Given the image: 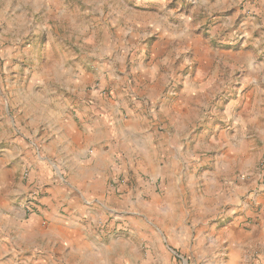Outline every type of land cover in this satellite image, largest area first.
<instances>
[{"label": "rangeland", "instance_id": "374dc122", "mask_svg": "<svg viewBox=\"0 0 264 264\" xmlns=\"http://www.w3.org/2000/svg\"><path fill=\"white\" fill-rule=\"evenodd\" d=\"M103 109L147 116L163 166L95 187L108 264H264V0H0L1 250L48 246L33 131Z\"/></svg>", "mask_w": 264, "mask_h": 264}, {"label": "crops", "instance_id": "0c3cea01", "mask_svg": "<svg viewBox=\"0 0 264 264\" xmlns=\"http://www.w3.org/2000/svg\"><path fill=\"white\" fill-rule=\"evenodd\" d=\"M51 116L41 124L42 136L34 130L35 136L30 141L39 161L32 178L47 184L49 194L43 197L41 215L30 219L29 241L36 242L35 238L42 232L48 246L44 253L0 248V264H108V252L114 247L109 248L106 238L99 234L93 198L95 187L101 184L104 175L115 173V159H119L121 166L128 161L144 174L162 176L161 170L158 173L153 169L155 165L163 166L154 159L152 151L157 154V148L148 140V135H153V122L137 114L126 119L124 131L108 109H103L101 115L91 113L85 116L86 120L79 111L73 114L63 110ZM171 151L175 157L180 154L178 145ZM50 167L67 179L62 184L54 183ZM208 176L204 175L205 180ZM4 192L0 189V195ZM19 216L21 219V213ZM20 234L12 238L19 245ZM4 240L0 237V245L14 247Z\"/></svg>", "mask_w": 264, "mask_h": 264}]
</instances>
